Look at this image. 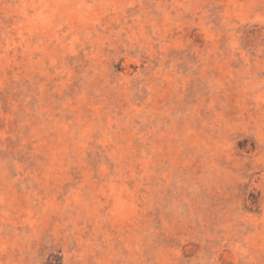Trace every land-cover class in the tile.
I'll return each instance as SVG.
<instances>
[{"label": "rangeland", "instance_id": "rangeland-1", "mask_svg": "<svg viewBox=\"0 0 264 264\" xmlns=\"http://www.w3.org/2000/svg\"><path fill=\"white\" fill-rule=\"evenodd\" d=\"M0 264H264V0H0Z\"/></svg>", "mask_w": 264, "mask_h": 264}]
</instances>
